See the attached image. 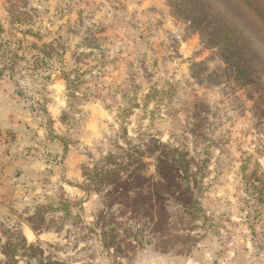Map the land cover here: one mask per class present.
Wrapping results in <instances>:
<instances>
[{"label":"rangeland","instance_id":"obj_1","mask_svg":"<svg viewBox=\"0 0 264 264\" xmlns=\"http://www.w3.org/2000/svg\"><path fill=\"white\" fill-rule=\"evenodd\" d=\"M206 39L169 0H0V80L47 130L0 132L3 155L14 141L28 151L22 180L0 185V258L18 231L41 249L20 250L19 264H264V84L243 86ZM152 140L187 153L199 182L187 252L161 250L147 200L112 201L117 185L88 178L95 168L126 178L127 152ZM113 213L112 227L137 236L122 252L102 238Z\"/></svg>","mask_w":264,"mask_h":264},{"label":"trees","instance_id":"obj_2","mask_svg":"<svg viewBox=\"0 0 264 264\" xmlns=\"http://www.w3.org/2000/svg\"><path fill=\"white\" fill-rule=\"evenodd\" d=\"M169 1L179 15L207 38L211 46L220 50L224 63L243 86L252 87L264 84L261 80L262 72H264L263 0L257 2L254 0ZM218 1L225 3L224 9H219L216 5ZM228 10L232 11L233 15ZM224 12H228L230 17L224 16L221 20ZM145 146V149L136 147L127 152L129 162L126 166L128 167L119 164L120 168H125L129 172L126 178L122 177V173L101 171L98 168L93 169V173L88 178L90 177L92 181L109 179L117 185L119 188L115 187L110 192L112 201L115 193L124 196L126 191H128L126 197L131 203L147 200L150 204V213L147 215L155 220V237L160 242L161 250L163 252H187L195 244L189 245V243L196 240L191 235L192 224L203 214L200 200L195 192V189L200 190V187L196 174L192 171V160L187 157V153L169 148L156 140H152L150 145ZM148 153L153 155L155 160L153 177H147L145 172L148 170V165L144 158L149 156ZM107 159L116 162V157L113 155H109ZM143 180L148 181V185H138V183L142 184ZM259 184L256 190L264 187L262 181ZM124 189L125 191L122 192ZM111 200L109 206L112 205ZM169 200L179 208L178 218L184 224V227L178 230L174 229L175 224L171 222L172 220H167V217H171L174 213V210L169 209ZM68 208L66 204L62 209H53L56 212L61 210L68 214ZM43 209L45 207L40 208V211ZM111 217L113 221L102 226L103 242L106 248L117 247V250L122 252V244L124 242L130 244L132 242L130 240L137 236L128 234L131 229L126 230V234L119 233L111 226L116 218L114 213ZM31 226L35 233L40 234L36 226ZM9 238L11 241L1 247L0 264H19L17 258L20 250H37L41 253L39 247L28 244L27 238L21 232H10ZM112 244H116V247H112Z\"/></svg>","mask_w":264,"mask_h":264},{"label":"crops","instance_id":"obj_3","mask_svg":"<svg viewBox=\"0 0 264 264\" xmlns=\"http://www.w3.org/2000/svg\"><path fill=\"white\" fill-rule=\"evenodd\" d=\"M27 100L28 99L21 91L15 90L14 85L12 86L10 82L0 80V132L9 135L8 132H11L10 130L14 128L16 130H25L28 134L34 132V135L37 133L43 135L47 132L45 126H39V120L41 118L35 116L33 110L27 107ZM47 107L46 113L51 120L58 119L63 113L61 121H64L65 111L63 112L61 107L58 109L54 107L52 109L51 104H48ZM37 140H42V138L37 137ZM0 142L3 143L1 138ZM26 144L27 142H25V145ZM62 146H64L62 149L64 148L65 152L68 146L66 144H62ZM27 156L28 151L26 152V149L17 150L15 141L14 143L9 142L5 155H3V149L0 150V169H2L4 173L1 175L2 180H0V185L3 184L4 181L14 184L13 182L16 183L18 180H22L23 173H27L28 170V165L26 163Z\"/></svg>","mask_w":264,"mask_h":264}]
</instances>
